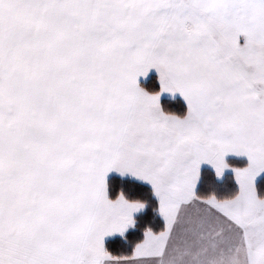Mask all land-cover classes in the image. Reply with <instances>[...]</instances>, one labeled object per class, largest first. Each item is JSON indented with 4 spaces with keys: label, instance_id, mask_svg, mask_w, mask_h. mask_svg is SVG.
I'll list each match as a JSON object with an SVG mask.
<instances>
[{
    "label": "snow or ice",
    "instance_id": "obj_1",
    "mask_svg": "<svg viewBox=\"0 0 264 264\" xmlns=\"http://www.w3.org/2000/svg\"><path fill=\"white\" fill-rule=\"evenodd\" d=\"M0 264H264V0H0Z\"/></svg>",
    "mask_w": 264,
    "mask_h": 264
},
{
    "label": "crops",
    "instance_id": "obj_2",
    "mask_svg": "<svg viewBox=\"0 0 264 264\" xmlns=\"http://www.w3.org/2000/svg\"><path fill=\"white\" fill-rule=\"evenodd\" d=\"M155 70H153V72H154ZM152 74H150V76H151Z\"/></svg>",
    "mask_w": 264,
    "mask_h": 264
},
{
    "label": "trees",
    "instance_id": "obj_3",
    "mask_svg": "<svg viewBox=\"0 0 264 264\" xmlns=\"http://www.w3.org/2000/svg\"><path fill=\"white\" fill-rule=\"evenodd\" d=\"M151 77V76H150Z\"/></svg>",
    "mask_w": 264,
    "mask_h": 264
}]
</instances>
